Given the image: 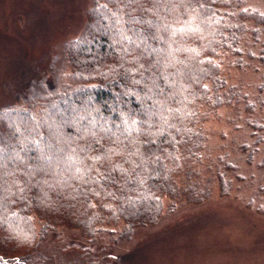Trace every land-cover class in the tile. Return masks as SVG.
<instances>
[{"label": "trees", "instance_id": "16d2710c", "mask_svg": "<svg viewBox=\"0 0 264 264\" xmlns=\"http://www.w3.org/2000/svg\"><path fill=\"white\" fill-rule=\"evenodd\" d=\"M97 3L103 6L105 0H91L80 35L63 45L49 71L33 81L35 87L30 92L25 88L13 105L0 109L15 125L13 130L7 123L0 127L5 138V156L0 161V264H16L35 247L36 236L43 239L59 227L89 242L120 232L113 241L117 242L130 238L135 229L156 224L166 209L175 208V173L185 172L192 181L198 170L211 168L204 162L208 155L204 124L223 115L224 106L235 109L226 120L233 137L220 145L234 143L247 151L258 144L264 149V115L259 120L243 111L239 100L244 107L249 99L240 87L222 90L227 87L224 73L235 64L247 68L257 61L256 71L264 74V0H171L161 6L166 22L180 30L176 42L169 41L171 53L169 43L149 41L164 51L139 63L135 62L139 50L124 55L128 45L117 43L119 37L103 29L104 13L94 11ZM116 7L107 5L109 11ZM156 61L160 63L153 68ZM139 64L144 68L137 72ZM133 79L141 83L133 84ZM154 104L151 129L148 123H122L129 114L136 121L147 119L144 110ZM94 120L111 127L120 140L118 144H113L114 137L101 141L103 147L116 149L107 163L97 165L100 173L110 170L109 178L102 179L94 170L91 176L96 181L85 184L55 164L46 171H29L41 154L36 141L61 147L65 146L61 141H66L72 148H83L92 137H82L79 129ZM126 128L132 130L130 135ZM143 131L152 135L144 136ZM148 139L155 142L143 144ZM24 145L30 150L21 151ZM256 147L252 146L254 152ZM216 157L219 166L232 164L227 154ZM42 181L48 183H38ZM182 194L191 203L207 199L209 191L197 182Z\"/></svg>", "mask_w": 264, "mask_h": 264}, {"label": "rangeland", "instance_id": "374dc122", "mask_svg": "<svg viewBox=\"0 0 264 264\" xmlns=\"http://www.w3.org/2000/svg\"><path fill=\"white\" fill-rule=\"evenodd\" d=\"M90 5L91 0H0V109L43 78L63 45L80 35ZM256 66L253 61L251 67L226 69L222 90L240 87L249 99L244 107L239 100L243 111L261 119L264 74ZM233 109L222 107L223 115L204 124V162L211 168H197L192 181L185 172H173L175 208L166 209L156 224L117 242L120 232L89 242L59 227L42 240L36 236L35 247L16 264H264V149L258 144L247 151L234 143L220 145L233 137L226 122ZM245 135L248 140L247 129ZM218 154H227L232 164L219 166ZM197 182L208 188L209 196L188 203L182 191ZM34 227L38 234L36 222Z\"/></svg>", "mask_w": 264, "mask_h": 264}, {"label": "snow or ice", "instance_id": "6c2138e0", "mask_svg": "<svg viewBox=\"0 0 264 264\" xmlns=\"http://www.w3.org/2000/svg\"><path fill=\"white\" fill-rule=\"evenodd\" d=\"M170 2L171 0H105L103 6L97 3L94 11L97 13H104V15L100 17V23L103 29L118 36L119 40L117 43H120L122 46L125 43L128 45V47L123 48L124 55L132 54V50L140 51V56L136 58L135 61L139 63V59L148 56H156L164 51L162 48L153 47L149 44V41H157L158 43H169V41L173 43L176 42L175 38L180 30L172 29L171 25L166 22V17L161 13V6ZM108 4H114L117 5V7L109 11L107 8ZM150 17H155V19ZM171 51V44L169 43V53H171ZM121 58L123 59V56ZM159 63L160 61H156L152 67L155 68ZM143 68L144 65L139 64V68L136 71L138 72ZM126 71L129 73L132 72V70ZM147 71H151V69ZM141 79H143V76ZM132 83L139 84L141 80L133 79ZM155 87L162 92L158 84L155 85ZM151 91L152 89H149V92ZM147 98L151 99V96ZM154 108L155 104L152 108H146L144 110V116L147 118L145 120L136 121L132 118L134 114H129L126 119H122V123L127 124L128 120H131L133 125L137 123H148L149 129H151L153 125L149 123V121L152 116L156 115V112L153 110ZM70 111L74 110L70 109ZM101 119L103 120V118ZM6 123L10 130L15 129L14 124L7 122V115L0 112V127H3ZM116 127L119 128V126ZM79 131L82 137H92L91 142L86 144L83 148H72L66 141H61L65 144L64 147H61L60 144H48L47 142H45V146H42L39 141H36V149L40 151L41 154L37 158V164L29 169V171L31 173L46 171L55 164L57 167L63 165L64 170L71 173L73 179H79L85 184L96 181V177L91 176V172L94 170L98 172V175L102 179L109 178L110 170L106 169L103 173H100L97 165L102 166L104 163H107L110 158L109 154L116 152V149L113 147H103L101 141L114 137V139H112L113 144H118L120 143L119 137L115 136L111 127H105L104 123H98L95 120L87 128L81 127ZM125 131L130 135L132 130L126 128ZM97 132L103 133V135L97 136ZM15 134V131H13L12 135L15 136ZM160 134L162 135L163 133ZM143 135L150 136L152 133L150 131H143ZM154 142L155 141L148 139L143 141V144L150 145ZM4 143V133L0 131V161H2L5 156ZM94 145L100 147L96 148ZM29 150L27 145L21 147V151L26 152ZM93 152H96V155H93ZM30 178L31 177H29V179ZM38 183L48 182L42 181ZM24 190L25 188L23 186L19 187L20 192ZM2 192L3 185L0 184V200L3 199Z\"/></svg>", "mask_w": 264, "mask_h": 264}]
</instances>
